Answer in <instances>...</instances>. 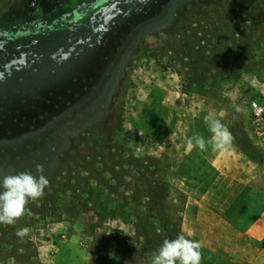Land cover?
Returning a JSON list of instances; mask_svg holds the SVG:
<instances>
[{
	"label": "rangeland",
	"instance_id": "obj_1",
	"mask_svg": "<svg viewBox=\"0 0 264 264\" xmlns=\"http://www.w3.org/2000/svg\"><path fill=\"white\" fill-rule=\"evenodd\" d=\"M84 1L0 0V28L50 26L0 39V173L26 170L29 157H52L55 167L42 166L50 183L29 202L38 212L21 222L28 236L0 233L1 264H151L166 239L151 232L154 220L166 216L183 234L189 202L215 177L213 150L187 144L211 137L209 113L231 131V148L264 160L250 109L264 100L254 92L264 70L186 92L191 55L247 40L253 24L264 29V0H112L79 22H55ZM149 195L165 210L154 211ZM76 202L88 211L69 214Z\"/></svg>",
	"mask_w": 264,
	"mask_h": 264
},
{
	"label": "crops",
	"instance_id": "obj_2",
	"mask_svg": "<svg viewBox=\"0 0 264 264\" xmlns=\"http://www.w3.org/2000/svg\"><path fill=\"white\" fill-rule=\"evenodd\" d=\"M255 88L264 97V87ZM210 162L215 177L189 202L181 232L200 242L202 264H264V160L229 148L213 151Z\"/></svg>",
	"mask_w": 264,
	"mask_h": 264
},
{
	"label": "trees",
	"instance_id": "obj_3",
	"mask_svg": "<svg viewBox=\"0 0 264 264\" xmlns=\"http://www.w3.org/2000/svg\"><path fill=\"white\" fill-rule=\"evenodd\" d=\"M252 11H250V14L252 15V22L257 21L258 19L256 16V9L253 7H250ZM260 22V20H259ZM61 25V23L59 24ZM255 27V28H254ZM259 25L251 26L250 32L251 36L250 38L246 39H234L231 41H226V43H217L215 45V51L210 56H202L197 51H195L196 54H192L191 57L188 59L190 63V68L192 69L194 74L190 75V79L188 80V86L189 89H186L187 93H200L202 94L204 87L214 86L216 82L222 81L226 78L233 77L237 74H240L242 72L245 73H254L258 70H264V29L258 28ZM55 29V28H54ZM191 50H195L196 46L189 47ZM260 77V76H259ZM262 77V76H261ZM35 145H46L47 141L41 139L33 140ZM242 150L246 153V149L242 148ZM52 157L47 156L45 157H37V159H33V157H29V159L26 160V164L28 167L26 170L22 171H30L33 175L39 174L37 172V164L40 163L41 166L44 167V169L49 168L53 169V161ZM45 160V161H44ZM21 161L14 162L13 164H21L18 163ZM55 168V167H54ZM12 173H18V172H9L8 174ZM0 175H5L4 172H1ZM66 190H71L70 186H67ZM150 196V195H149ZM150 199L153 201L154 204V211L161 212L165 210V207L160 200L162 198L159 197L156 198L154 195L150 196ZM46 204H49L50 201L44 200ZM68 202V201H67ZM67 209L66 211L71 215H78L81 212H87V206L88 204H85L84 202H76L73 205H66ZM28 207L31 209L32 217L37 214L38 211H35L31 206L28 205ZM31 217V218H32ZM26 217L22 218L17 222L15 226H8L3 225L4 228H1L0 226V233H2L4 236L7 235V232L14 233L16 232V229L22 228L21 222L22 220H25ZM30 218V217H29ZM163 223L160 225L159 223ZM152 229L151 232L154 234L155 231L160 229L162 231V237L166 239H175L179 232L175 231V226L166 216L163 218H157L154 220V223L151 225ZM156 228V230H154ZM158 238V239H161ZM6 243V241H4ZM10 245V243H9ZM1 264V261H0Z\"/></svg>",
	"mask_w": 264,
	"mask_h": 264
},
{
	"label": "clouds",
	"instance_id": "obj_4",
	"mask_svg": "<svg viewBox=\"0 0 264 264\" xmlns=\"http://www.w3.org/2000/svg\"><path fill=\"white\" fill-rule=\"evenodd\" d=\"M240 109L237 108V111ZM204 122L211 133L209 139L194 135L187 141L189 148L207 151H225L233 146L234 136L229 128L212 113L204 117ZM39 175L30 171L0 175V224L15 226L19 220L31 216L29 202L36 203L45 196L49 186L48 178L43 174V167H38ZM29 228H19L16 235L24 238ZM203 253L198 241L178 235L175 239H165L160 248L152 254L151 264H202Z\"/></svg>",
	"mask_w": 264,
	"mask_h": 264
},
{
	"label": "flooded vegetation",
	"instance_id": "obj_5",
	"mask_svg": "<svg viewBox=\"0 0 264 264\" xmlns=\"http://www.w3.org/2000/svg\"><path fill=\"white\" fill-rule=\"evenodd\" d=\"M110 1L112 0H107L106 2H102L101 0H93V1L85 0L83 3L69 9L68 11H60L59 19L57 18L58 20H56L55 22L62 20L61 24L63 25H68L73 22H79L86 15L87 12L91 10H96ZM49 27H50L49 23H46L44 20H36L26 25H17L16 27H13L8 30L0 28V31H2V35L0 36V39L4 38L10 40L13 38H19L21 36L38 34L42 28H49ZM5 34H8V36H5Z\"/></svg>",
	"mask_w": 264,
	"mask_h": 264
},
{
	"label": "built area",
	"instance_id": "obj_6",
	"mask_svg": "<svg viewBox=\"0 0 264 264\" xmlns=\"http://www.w3.org/2000/svg\"><path fill=\"white\" fill-rule=\"evenodd\" d=\"M250 109L254 117V124L259 127L258 133L264 135V100H251Z\"/></svg>",
	"mask_w": 264,
	"mask_h": 264
},
{
	"label": "water",
	"instance_id": "obj_7",
	"mask_svg": "<svg viewBox=\"0 0 264 264\" xmlns=\"http://www.w3.org/2000/svg\"><path fill=\"white\" fill-rule=\"evenodd\" d=\"M103 2H106L107 0H101ZM2 35V31H0V36ZM5 36H8V34H5Z\"/></svg>",
	"mask_w": 264,
	"mask_h": 264
}]
</instances>
